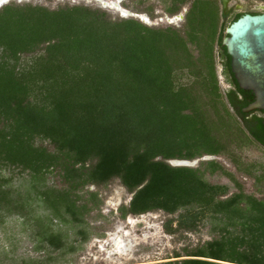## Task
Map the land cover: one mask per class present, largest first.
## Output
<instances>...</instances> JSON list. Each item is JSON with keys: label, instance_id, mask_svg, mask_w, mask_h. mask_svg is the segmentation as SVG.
Wrapping results in <instances>:
<instances>
[{"label": "trees", "instance_id": "trees-1", "mask_svg": "<svg viewBox=\"0 0 264 264\" xmlns=\"http://www.w3.org/2000/svg\"><path fill=\"white\" fill-rule=\"evenodd\" d=\"M162 1H170L171 17L191 3L182 28L114 19L86 5L0 8V166L35 176L60 169L70 187L46 190L44 200L55 216L69 214L75 222L93 209L78 202L77 190L120 179L132 194L120 208L124 218L185 208L176 231L195 230L207 214L240 227V234L227 229L228 236L164 264H264V199L243 192L225 197L226 185L204 177L224 170L217 160L203 161V168L169 162L221 156L253 140L264 146V111L243 112L255 95L232 72L216 1ZM216 46L231 85L225 92ZM38 52L20 66L23 55ZM185 71L190 82L177 83ZM38 137L54 151L37 146ZM2 187L0 209L11 211L15 200ZM174 221L166 223L170 233ZM46 240L64 247L52 229Z\"/></svg>", "mask_w": 264, "mask_h": 264}, {"label": "rangeland", "instance_id": "rangeland-1", "mask_svg": "<svg viewBox=\"0 0 264 264\" xmlns=\"http://www.w3.org/2000/svg\"><path fill=\"white\" fill-rule=\"evenodd\" d=\"M215 1L219 6L221 24L224 23L226 29L238 13L264 12V0H226V6L222 0ZM12 2L50 9L86 5L104 10L114 19L134 18L143 22L139 17H123V8L131 13L146 15L148 21L143 23L157 28H182L191 6V3L186 4L180 12L182 18L171 22L168 20L171 15L166 12L170 1L16 0L9 3ZM191 49L197 56L196 48L191 46ZM39 53L23 55L20 66L31 63ZM215 59L219 84L225 92L231 85L224 74L223 59L217 46ZM176 78L177 83L191 80L186 71L178 72ZM35 144L54 151V146L43 138H36ZM206 160H209L206 156L198 158L190 167L203 168L202 162ZM212 160L220 162L224 170L216 173L207 171L204 177L212 184L226 185L228 193L225 197L243 192L264 199V146L253 140L242 147H233L228 153ZM0 183L15 200L10 206L11 211L5 207L0 209V264H164L175 260L176 255L185 258L186 254L207 242L228 236L227 229L236 234L241 232L239 226L232 228L211 214L198 220L197 228L193 231H176L177 218L185 213V208L173 215L155 210L139 216L130 214L124 218L120 208L129 204L132 194L120 179L102 185L90 184L76 191L82 196L78 202L93 208L84 213L81 222L73 221L69 214L55 216L50 204L44 200L43 192L46 190L70 187L58 168L35 176L20 167L0 166ZM190 211L196 212L197 207L192 206ZM130 218L133 223L129 221ZM171 218L175 220L169 226L175 230L173 233L166 226ZM51 229L59 233L64 241L62 249H55L46 240ZM117 238L120 241L115 246Z\"/></svg>", "mask_w": 264, "mask_h": 264}, {"label": "water", "instance_id": "water-1", "mask_svg": "<svg viewBox=\"0 0 264 264\" xmlns=\"http://www.w3.org/2000/svg\"><path fill=\"white\" fill-rule=\"evenodd\" d=\"M10 1L16 0H3L0 8ZM222 1L226 6L227 1ZM241 13L244 15L227 28L228 35L224 38L223 45L231 56V69L239 87L242 90L253 91L255 95V100L243 109L244 113L249 114L257 110L264 111V12ZM129 16L139 17L143 22H147L141 15L131 13ZM182 16L183 14L180 13L168 20L172 22ZM206 158L212 160L216 157L206 156ZM195 161L174 159L169 162L173 166L190 167Z\"/></svg>", "mask_w": 264, "mask_h": 264}, {"label": "bare ground", "instance_id": "bare-ground-1", "mask_svg": "<svg viewBox=\"0 0 264 264\" xmlns=\"http://www.w3.org/2000/svg\"><path fill=\"white\" fill-rule=\"evenodd\" d=\"M2 2H3V0H0V5L2 4ZM121 12H122V15H123V16H129V15L131 14V12H130L129 10H127V9H123V8L121 9ZM141 16H142V18H143L144 20H147V21H148V17H147L146 15L141 14ZM129 221H130L131 223H133L132 218H130ZM119 241H120V239L117 238V239L114 241V245H115V246H118Z\"/></svg>", "mask_w": 264, "mask_h": 264}, {"label": "flooded vegetation", "instance_id": "flooded-vegetation-1", "mask_svg": "<svg viewBox=\"0 0 264 264\" xmlns=\"http://www.w3.org/2000/svg\"><path fill=\"white\" fill-rule=\"evenodd\" d=\"M130 203V202H129ZM133 216V214H131ZM136 216V215H135Z\"/></svg>", "mask_w": 264, "mask_h": 264}]
</instances>
